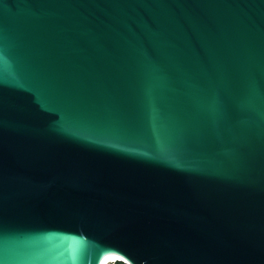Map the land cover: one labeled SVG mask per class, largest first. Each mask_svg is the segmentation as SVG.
<instances>
[{
    "label": "water",
    "instance_id": "water-1",
    "mask_svg": "<svg viewBox=\"0 0 264 264\" xmlns=\"http://www.w3.org/2000/svg\"><path fill=\"white\" fill-rule=\"evenodd\" d=\"M264 264V0H0V264Z\"/></svg>",
    "mask_w": 264,
    "mask_h": 264
},
{
    "label": "bare ground",
    "instance_id": "bare-ground-1",
    "mask_svg": "<svg viewBox=\"0 0 264 264\" xmlns=\"http://www.w3.org/2000/svg\"><path fill=\"white\" fill-rule=\"evenodd\" d=\"M114 260H124V261H127V260H125V259H123V258H111V259H109L108 261H107V263L106 264H108L109 262H112V261H114Z\"/></svg>",
    "mask_w": 264,
    "mask_h": 264
},
{
    "label": "built area",
    "instance_id": "built-area-1",
    "mask_svg": "<svg viewBox=\"0 0 264 264\" xmlns=\"http://www.w3.org/2000/svg\"><path fill=\"white\" fill-rule=\"evenodd\" d=\"M117 260H114V261H112V262H109L108 264H112V263H115ZM120 261H123V262H125L126 264H130L128 261H124V260H120Z\"/></svg>",
    "mask_w": 264,
    "mask_h": 264
},
{
    "label": "trees",
    "instance_id": "trees-1",
    "mask_svg": "<svg viewBox=\"0 0 264 264\" xmlns=\"http://www.w3.org/2000/svg\"><path fill=\"white\" fill-rule=\"evenodd\" d=\"M112 264H126V263L123 261L117 260L115 263H112Z\"/></svg>",
    "mask_w": 264,
    "mask_h": 264
}]
</instances>
